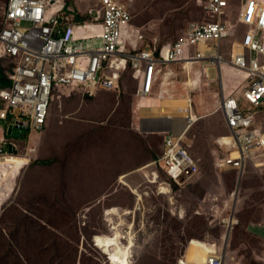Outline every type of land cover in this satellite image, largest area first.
Wrapping results in <instances>:
<instances>
[{
  "label": "rangeland",
  "instance_id": "374dc122",
  "mask_svg": "<svg viewBox=\"0 0 264 264\" xmlns=\"http://www.w3.org/2000/svg\"><path fill=\"white\" fill-rule=\"evenodd\" d=\"M7 1L0 0V9ZM65 1L78 6L86 20L88 3ZM229 1L236 15L242 0ZM128 3L133 25L144 36L132 52L174 44L190 24L206 19L196 0ZM133 68L129 59L120 89L112 94L74 89L53 104L46 126L27 137L10 136L0 127V264H111L109 259L172 264L173 253L182 256L177 264H190L194 247L214 254L220 248L225 264H264V160L246 161L241 169L220 168L218 158L227 153L216 140L228 129L217 110L218 69L210 68L212 81L191 96L190 109L200 117L187 128L186 111L132 110L140 105ZM178 73L174 85L180 88L169 91L187 100V76ZM226 90L229 95L228 83ZM180 128H187L197 174L184 187L172 184L170 191L162 184L167 175L153 163L165 134H179ZM114 235L120 248L110 252L105 241Z\"/></svg>",
  "mask_w": 264,
  "mask_h": 264
},
{
  "label": "built area",
  "instance_id": "2783aa9c",
  "mask_svg": "<svg viewBox=\"0 0 264 264\" xmlns=\"http://www.w3.org/2000/svg\"><path fill=\"white\" fill-rule=\"evenodd\" d=\"M84 1L89 21L78 18V6L68 7L65 0H8L2 6L0 68L10 84L0 87V118L11 113L17 120L25 119L26 126L41 129L53 104L74 89H120L129 59L134 66L132 76L140 84L138 96L162 101L175 97L167 89L177 74L174 64L182 63V71L195 72L188 77L194 80L188 86L192 92L201 88L203 79L209 80V71L197 69V64L208 62V70L216 67L219 71L217 110L228 129L218 143L227 146L228 152H239L238 157L229 155L218 162L220 168L241 169L246 161L264 160V128L259 117L264 107V0H242L236 15L229 0H196L205 21L190 24L189 32L174 44L141 52L131 51L143 43L144 36L134 27L126 0ZM201 45L207 51H201ZM236 45L242 52H236ZM240 72L241 85L230 92ZM187 95L191 108L192 93ZM185 120L184 127L189 128L198 118L187 114ZM187 128L181 135H167L158 161L181 187L197 174L196 159L185 143ZM190 264L225 263L219 248L215 254L207 253L206 263Z\"/></svg>",
  "mask_w": 264,
  "mask_h": 264
},
{
  "label": "bare ground",
  "instance_id": "6f19581e",
  "mask_svg": "<svg viewBox=\"0 0 264 264\" xmlns=\"http://www.w3.org/2000/svg\"><path fill=\"white\" fill-rule=\"evenodd\" d=\"M129 0H126V2L128 3ZM129 6V5H128ZM199 67H203V69H205L207 72L209 71L208 68H209V65L205 64L203 65L202 63H199L197 64ZM193 79L191 77V80L188 81L187 80V85H192L193 84ZM174 85V84H173ZM182 99L178 98V97H171L170 99H164L162 100L164 103H163V106L161 107H158L155 103H153L152 100H150V104H148L147 102H143L142 103V107L141 109H138V110H144V109H148L146 110L145 112L147 113H156V114H162V115H165V114H169L170 111L172 110H175L176 112L178 113H183V112H187L188 114H190V116L192 115L194 118H198L200 117V114L199 112H195V108H193V111H191L192 109H190V101L189 98L187 97V100L184 98V96H181ZM180 99V100H178ZM204 101V99H203ZM203 101H200V104H199V107H203ZM160 102V101H159ZM175 108H174V107ZM186 107H187V110H186ZM185 115V114H184ZM184 115L180 116V117H184ZM183 128H180L179 131H181ZM183 134L182 132L179 133V135ZM182 138V137H181ZM221 139V137H219L217 140H216V144L218 145V147L224 151H226V155L224 157H219L218 158V162H220L222 159L226 158L227 156L229 155H232L233 157H238L239 156V152L237 150H234L232 152H228L227 151V146H221L219 143H218V140ZM185 143L187 144V138H185ZM188 147H191L190 145H188ZM11 154V153H9ZM9 154H5V155H9ZM225 168H228V166H225ZM244 168H245V165H244ZM243 168V169H244ZM154 182H157V181H154ZM163 192H168V189L167 188H163ZM106 246L109 250H111V248L115 247L113 251L115 250H118L120 248V244H119V240H118V237H116L115 235L114 236H107L106 237ZM112 251V250H111ZM189 259L193 261V263H206L207 261V253L205 252H197V251H190V255H189ZM186 261H190L187 259V257L185 258ZM190 261V262H192Z\"/></svg>",
  "mask_w": 264,
  "mask_h": 264
},
{
  "label": "clouds",
  "instance_id": "9594fccd",
  "mask_svg": "<svg viewBox=\"0 0 264 264\" xmlns=\"http://www.w3.org/2000/svg\"><path fill=\"white\" fill-rule=\"evenodd\" d=\"M142 44V43H141ZM201 51H207V47L206 46H204V45H201ZM203 65H205V64H207V65H209V63L208 62H201ZM211 68H214V67H211ZM197 69H203V67H199V66H197ZM193 71H191L190 73H188L187 72V75L189 74H191ZM209 72H210V70H209ZM189 75L187 76V80L188 81H190L189 79H188V77H189ZM175 78H176V76H175ZM203 81H212V79H211V77L209 78V80H206V79H203ZM203 81H202V85H201V88H199V89H197V90H194V91H192V92H189V91H187V93H192V95L196 92V91H198V90H201V89H204V87H206V86H204L203 87ZM172 82L170 81V83L169 84H171ZM185 85H186V87H187V89H188V86H190V85H187V83H185ZM92 88H94V87H92ZM95 89H97L98 91H104V90H107V89H104V88H95ZM167 89L168 90H170L169 89V87H168V84H167ZM109 91V90H108ZM111 91H117V90H111ZM72 93V92H71ZM172 94V93H171ZM67 97H69V96H67ZM138 99L140 100V105H142V103L143 102H147L148 104H150V100H146V99H143V98H141V97H139L138 96ZM150 99H153L152 101H153V103H155L156 104V102H154V101H159V99H157V98H155L154 96L153 97H151ZM58 101V100H57ZM53 107V106H52ZM264 108V107H263ZM3 109V103L1 102V100H0V110H2ZM51 111H52V109H51ZM261 113V111L259 112V114ZM50 115H51V112H50ZM50 117V116H49ZM8 118H10L11 120H13V126L15 127V125L16 124H21V126H23V127H21L22 128V132H20V133H18L19 135L20 134H22L23 135V131L26 129V128H29L30 130H32V131H36V130H39V129H34V128H31V127H29V126H26V123H25V119H22V120H17V119H15V115L14 114H11V113H8L7 114V117L6 118H0L1 120H5V119H8ZM49 119V118H48ZM199 120V119H198ZM197 120V121H198ZM46 126V125H45ZM184 126H187V124H186V122H185V124H184ZM16 132V131H15ZM15 132H13L12 131V134H9V135H12V136H14V133ZM228 133V132H227ZM226 133V134H227ZM18 134H17V136H14V137H18ZM225 134V135H226ZM166 135V137H167V135H169V133H166L165 134ZM219 138V137H218ZM164 143H165V139H164ZM9 145H11V144H9ZM12 150H13V145H12ZM196 159V158H195ZM197 160V159H196ZM164 170V169H163ZM165 173H166V171H164ZM167 174V176L170 178V176L168 175V173H166ZM156 176V175H155ZM171 179V182H167V181H164V182H162V184L163 183H167V185L168 186H170V188H171V190H172V184H176V185H178L176 182H174L173 180H172V178H170ZM179 186V185H178ZM192 241H195V240H191V242ZM184 258V257H183Z\"/></svg>",
  "mask_w": 264,
  "mask_h": 264
},
{
  "label": "trees",
  "instance_id": "16d2710c",
  "mask_svg": "<svg viewBox=\"0 0 264 264\" xmlns=\"http://www.w3.org/2000/svg\"><path fill=\"white\" fill-rule=\"evenodd\" d=\"M68 7H73V6H69L68 5ZM74 8H76V7H74ZM88 13H89V11H88ZM79 17L78 18H81V19H83L82 18V14L81 15H78ZM89 20H91V18L89 17V16H87V18H86V21H89ZM9 84H10V82L5 78V76H4V74H3V70H1V68H0V87H6V86H9ZM260 121H261V123H263V121H264V114H260ZM29 132H30V129L29 128H26L24 131H23V135H24V137H27L28 136V134H29ZM163 147H164V144H163ZM162 154H163V149H162V153H161V155L158 157V159L157 160H155L156 162H154L153 163V165H155V166H159L160 165V163L158 162L159 161V159H160V157L162 156ZM46 161H44V163H45ZM161 166V165H160ZM162 168V167H161ZM164 171V170H163ZM164 174H166L165 172H164ZM167 175V174H166ZM168 177V176H167ZM168 182H171V179L168 177ZM179 223V222H178ZM96 238V237H95ZM94 238V239H95ZM193 238V237H192ZM264 249V248H263ZM189 250H191V251H197V252H199L200 250L199 249H197V248H192V249H189ZM110 252H112L111 250H109ZM200 252H205V251H200ZM205 253H208V252H205ZM125 254V253H124ZM115 255H117V256H121L122 255V253H118V254H115ZM180 257H182L181 255H178V254H175V253H173L172 254V264H177V259L178 258H180ZM119 258V257H118ZM120 259V258H119ZM126 259V258H125ZM121 260H124V259H121ZM109 261H110V263L111 264H114V262L111 260V259H109ZM115 264H118V263H115Z\"/></svg>",
  "mask_w": 264,
  "mask_h": 264
},
{
  "label": "crops",
  "instance_id": "0c3cea01",
  "mask_svg": "<svg viewBox=\"0 0 264 264\" xmlns=\"http://www.w3.org/2000/svg\"><path fill=\"white\" fill-rule=\"evenodd\" d=\"M235 50H236V52H242V47L239 46V45H236ZM181 66H182V63L174 64V65H173V67L175 68V69H174L175 71L178 69V71L184 72V73L186 74V76H188V75H187V71H182V70H181ZM178 71H176V73H177V74L175 75L176 78H177V76L179 75ZM194 73H195V72L193 71L189 76H193ZM175 76L172 77L173 79H171V82H172V83H171V84L168 83V87H169V89H172L173 87L176 88V89L180 88L179 86H175V85H173V84L175 83V80H174V79H176ZM203 85H204V81H203ZM109 91L111 92L110 94H112L113 91H111V90H109ZM120 95H121V93H120ZM70 96H71V93H70L69 97H70ZM174 96H176V95H174ZM66 98H68V97H66ZM121 104H122V103H121ZM141 108H143V107H142L141 105H138L137 108H136V106H135V108H132V110H133V109L137 110V109H141ZM59 110H60V109H59ZM13 123H14L13 120H11L10 118L5 119V120H1V119H0V127L2 126V129L6 127L7 131L9 130V127H10ZM13 132H15V127H14V129H13ZM10 136H11V135H10ZM18 136H19V134H18ZM0 138H1V136H0ZM14 143L17 144L16 142H14Z\"/></svg>",
  "mask_w": 264,
  "mask_h": 264
},
{
  "label": "water",
  "instance_id": "95a60500",
  "mask_svg": "<svg viewBox=\"0 0 264 264\" xmlns=\"http://www.w3.org/2000/svg\"><path fill=\"white\" fill-rule=\"evenodd\" d=\"M21 127H23V126H21V124H16L15 125V133H14V136H17V134L18 133H20V132H22V128ZM13 129H14V126L13 125H11L10 127H9V134H12V131H13ZM8 151L10 152V153H12V145H9L8 146Z\"/></svg>",
  "mask_w": 264,
  "mask_h": 264
}]
</instances>
